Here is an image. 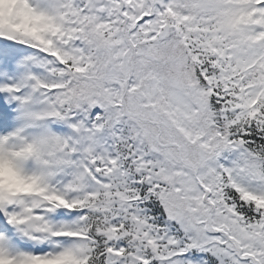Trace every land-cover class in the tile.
<instances>
[{
	"label": "snow or ice",
	"instance_id": "1",
	"mask_svg": "<svg viewBox=\"0 0 264 264\" xmlns=\"http://www.w3.org/2000/svg\"><path fill=\"white\" fill-rule=\"evenodd\" d=\"M0 264H264V0H0Z\"/></svg>",
	"mask_w": 264,
	"mask_h": 264
}]
</instances>
